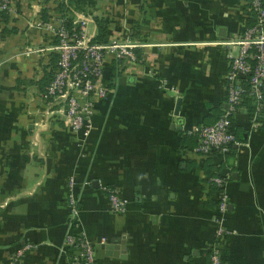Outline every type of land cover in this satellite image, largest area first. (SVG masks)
Masks as SVG:
<instances>
[{
	"label": "crops",
	"instance_id": "0c3cea01",
	"mask_svg": "<svg viewBox=\"0 0 264 264\" xmlns=\"http://www.w3.org/2000/svg\"><path fill=\"white\" fill-rule=\"evenodd\" d=\"M45 1L54 0L17 3L22 14L41 16ZM110 2L103 14L117 22L108 42L133 44L141 59L117 61L112 79L113 60L104 62L108 94L84 139L63 117L47 122L40 111L35 82L45 67L25 48L47 38L18 25L4 33L14 23L0 18V264L25 244L34 248L15 264H70V179L98 264H209L217 195L205 181L206 160L211 172H231L223 220L235 233L224 264H264V119L251 128L247 110L236 115L241 145L222 163L194 154L190 138L225 107L223 43L249 24L243 0ZM103 185L126 201L125 213H110Z\"/></svg>",
	"mask_w": 264,
	"mask_h": 264
},
{
	"label": "built area",
	"instance_id": "2783aa9c",
	"mask_svg": "<svg viewBox=\"0 0 264 264\" xmlns=\"http://www.w3.org/2000/svg\"><path fill=\"white\" fill-rule=\"evenodd\" d=\"M17 2L18 0H0V12L7 13L9 21L13 18L21 19L23 16L16 8ZM243 3L249 24L245 25L236 38L223 43L227 46L225 57L229 65L225 76V107L212 124L198 126L191 131L196 137L192 152L202 157H218L221 163L241 145L236 136L233 119L240 111L247 110L242 104L244 96L249 97L253 105L251 112L247 110L250 127L256 128L264 117V0H243ZM81 19L83 23L87 20L93 23L92 31L87 37L83 36V25L77 26L76 23L69 31L64 22L56 26L50 18L44 21L41 17H36L33 25L45 29L56 28L57 34L62 36L61 41H58L60 43L57 42L50 48L57 54L56 68L40 99L48 104L62 101L60 109L50 113L59 112L63 115L71 131L84 139L93 128L92 116L96 112L97 104L106 99L108 94V86L102 80L104 62L109 57L116 61L137 59L133 53V44L118 40L105 44L92 42L96 32L94 19L84 16ZM230 178V170L223 168L208 181L217 187L216 213L213 216L217 227L209 247V264H224V246L227 238L235 233V230L225 226L223 220L229 210L226 184ZM73 186V180L70 179L67 199L69 220L65 235V244L70 251V264H98L94 244L79 227V207ZM102 189L106 194L110 213H125L127 203L118 191L109 185H103ZM32 248L34 245L25 244L10 257L8 264H15L25 251Z\"/></svg>",
	"mask_w": 264,
	"mask_h": 264
},
{
	"label": "rangeland",
	"instance_id": "374dc122",
	"mask_svg": "<svg viewBox=\"0 0 264 264\" xmlns=\"http://www.w3.org/2000/svg\"><path fill=\"white\" fill-rule=\"evenodd\" d=\"M63 1L64 3H67V0H54V1H45L44 4H46V6H44V9L46 10V15L48 16V18H50V20L55 23L56 26H58L59 24H61L62 22H64V19H66L67 17L62 16L61 13L55 9L56 5L58 2ZM110 1L113 0H95L93 5H87L84 6V10L83 11H76V10H72L71 9V14H72V23H76L77 26H81L83 25V36L87 37L88 34H90V32L92 31L93 28V23L91 21H86L83 23V20L81 19V16L86 17L87 19H92V17L97 16V17H105L103 12H110L109 9L111 10V5H109V7L107 6L109 3H112ZM118 1V0H115ZM109 2V3H108ZM18 5V3H17ZM18 12H20V9L18 7H16ZM41 13V12H39ZM22 18L21 19H12L11 21L14 23L13 26L16 27V25H18V27L20 29H22V27L24 28L23 30H25L26 33H28L29 30L32 29H37L41 32V34L43 36H45V38H47V41L42 43V44H34L31 47H27L25 48V54L32 56V55H36L39 54V61L42 62V66L47 65L48 61H49V53L53 52L52 50H50L51 47H53L55 44H57L56 41H61L60 39H62V36H59L57 33V29H45L43 27H36L35 25H33V21L36 17H41L39 16V14H31V12L26 11L24 14H22ZM113 17L111 19H113V21L111 22L113 25L115 24V22H117V15H112ZM107 18V17H105ZM42 20H44L41 17ZM48 20V19H47ZM45 20V21H47ZM16 21H20V23L16 24ZM24 23V24H23ZM31 25V26H29ZM75 25V24H74ZM113 25H112V29H113ZM9 27V25H8ZM10 27H12V25L10 24ZM89 27V29H88ZM65 40H69V38H64ZM60 43V42H58ZM31 43L28 42V45L30 46ZM31 44V45H32ZM39 48H38V47ZM37 47V48H34ZM42 54H44L43 56H41ZM57 62V61H56ZM56 68L55 67H51L50 71H54ZM31 82H35V79L32 80ZM37 101H38V105L41 106V110L43 113H45V121L47 120V122L49 121L48 119H53L55 117H64L63 115H61L59 112H57L55 114V112L53 114L50 113V111L55 110V109H60V107L62 106V101H59V103L57 104H48V103H44L43 101H41L40 96L41 94L37 95ZM40 112V113H42ZM50 120V121H51ZM65 122V120H63ZM40 122V121H39ZM36 126L39 127V124L36 123Z\"/></svg>",
	"mask_w": 264,
	"mask_h": 264
},
{
	"label": "trees",
	"instance_id": "16d2710c",
	"mask_svg": "<svg viewBox=\"0 0 264 264\" xmlns=\"http://www.w3.org/2000/svg\"><path fill=\"white\" fill-rule=\"evenodd\" d=\"M94 2H95V0H67V3L60 1L57 3L55 9L58 10L62 16L67 17L66 19H64V26L66 29L71 31V29H72L71 27H73V23H72V19H71L72 18L71 17L72 16L71 9L76 10V11H83L84 6L93 5ZM16 7H18L17 4H16ZM41 17L44 19V21L48 19V16L46 15L45 9H41ZM0 18L4 22L9 21L8 14L5 12H0ZM93 19H94V22L96 24V33H95L94 37L91 39V41L94 43H99V44L108 43V38H109V35L111 34V29H112L111 27L113 24L111 23V21L108 18H105V17L94 16ZM13 20H14V18H13ZM16 30H17L16 27H10V28H5L3 30V32L4 33L16 32ZM135 34H137L135 31V26L131 22V28H130L129 36L133 37V36H135ZM56 42H58V41H56ZM133 53L135 54V57L137 60L141 59L139 49H134ZM56 61H57V54L54 52H51L50 57H49V61H48L47 65L44 66L45 68L43 70L42 77L38 81L35 82L38 86L40 94L45 93L47 85L51 82V80L53 78V71H52L53 69L50 71V70H47L46 68L47 67H55ZM118 62H121V60H119ZM116 67H117V61L113 60L112 67H111L110 79H112L113 77L116 76V74H117L116 73ZM242 104L245 105L248 112H251L253 110L252 101L249 97L244 96ZM263 119H264V117H263ZM233 120L235 122V129H236V136H237V132L239 131L238 129L240 127H238L236 124V117ZM192 136L190 135V138L195 141V145H196V137L194 135H192ZM204 172H205V181L207 182V185L209 186L210 192L213 193L217 190V187H215L214 185H211L208 181L212 176L216 175V173L213 171L211 172L209 160L204 161Z\"/></svg>",
	"mask_w": 264,
	"mask_h": 264
},
{
	"label": "water",
	"instance_id": "95a60500",
	"mask_svg": "<svg viewBox=\"0 0 264 264\" xmlns=\"http://www.w3.org/2000/svg\"><path fill=\"white\" fill-rule=\"evenodd\" d=\"M178 106H179V103L177 104V107H176L177 109L176 110H178Z\"/></svg>",
	"mask_w": 264,
	"mask_h": 264
}]
</instances>
